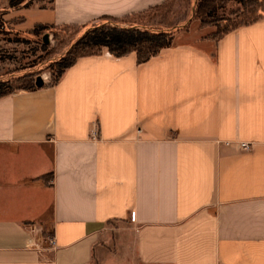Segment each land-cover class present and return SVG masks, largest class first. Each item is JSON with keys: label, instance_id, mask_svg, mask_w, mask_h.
<instances>
[{"label": "crops", "instance_id": "0c3cea01", "mask_svg": "<svg viewBox=\"0 0 264 264\" xmlns=\"http://www.w3.org/2000/svg\"><path fill=\"white\" fill-rule=\"evenodd\" d=\"M165 1L50 0L25 24ZM124 224L141 264H264V19L219 39L180 31L143 63L81 56L0 98V264H90Z\"/></svg>", "mask_w": 264, "mask_h": 264}, {"label": "rangeland", "instance_id": "374dc122", "mask_svg": "<svg viewBox=\"0 0 264 264\" xmlns=\"http://www.w3.org/2000/svg\"><path fill=\"white\" fill-rule=\"evenodd\" d=\"M49 2L0 0V82H8L12 89L23 88L26 81L35 84L37 77H41L45 85L54 84L76 57L102 52L111 54L122 45L128 47L130 32L137 28L166 31L173 36L180 31L196 29L215 39L213 35L225 26L220 22L218 27H201L195 19L197 0H166L146 12L119 19L102 18L87 25L29 28L25 24L24 10ZM234 7L226 4L220 16L226 17ZM45 35L47 44L43 43ZM113 229L109 242L97 244L90 264H141L135 254L130 228L124 224L120 229L117 226ZM46 246L53 248L51 243Z\"/></svg>", "mask_w": 264, "mask_h": 264}, {"label": "trees", "instance_id": "16d2710c", "mask_svg": "<svg viewBox=\"0 0 264 264\" xmlns=\"http://www.w3.org/2000/svg\"><path fill=\"white\" fill-rule=\"evenodd\" d=\"M197 1L198 4L195 12V19L200 22L201 27L217 26L220 22L225 23V26L215 33V35L218 34V36L215 37V35H213L215 39H219L237 28L264 19V0ZM229 3L235 6L234 10L229 12L226 17L220 16V11ZM130 35V45L128 47L127 45H122L117 51H111V54L115 56H123L129 52H133L136 55L138 63H143L159 54L161 50L168 48L171 45L173 38V34L170 32L152 31L139 28L130 32ZM86 55L94 54H83L78 57ZM24 85L23 88L12 89L8 82H0V98L8 96L16 91H34L38 89L32 81H26Z\"/></svg>", "mask_w": 264, "mask_h": 264}, {"label": "built area", "instance_id": "2783aa9c", "mask_svg": "<svg viewBox=\"0 0 264 264\" xmlns=\"http://www.w3.org/2000/svg\"><path fill=\"white\" fill-rule=\"evenodd\" d=\"M90 136L92 139H96L98 137V130L97 127H93L90 133ZM240 147L244 150V151H250L251 150V146L249 144H241ZM51 244L54 245V241L51 240Z\"/></svg>", "mask_w": 264, "mask_h": 264}, {"label": "water", "instance_id": "95a60500", "mask_svg": "<svg viewBox=\"0 0 264 264\" xmlns=\"http://www.w3.org/2000/svg\"><path fill=\"white\" fill-rule=\"evenodd\" d=\"M43 43L44 44H47L48 43V39H47V35H45L43 37ZM44 85V82H43V79L41 77H37L36 80H35V86L40 89L42 88Z\"/></svg>", "mask_w": 264, "mask_h": 264}]
</instances>
